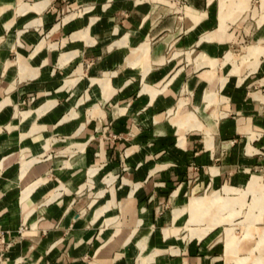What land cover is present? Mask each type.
Wrapping results in <instances>:
<instances>
[{
	"label": "crops",
	"instance_id": "obj_1",
	"mask_svg": "<svg viewBox=\"0 0 264 264\" xmlns=\"http://www.w3.org/2000/svg\"><path fill=\"white\" fill-rule=\"evenodd\" d=\"M247 1L223 27L221 0H0V264H264ZM225 187L236 214L190 236Z\"/></svg>",
	"mask_w": 264,
	"mask_h": 264
},
{
	"label": "rangeland",
	"instance_id": "obj_2",
	"mask_svg": "<svg viewBox=\"0 0 264 264\" xmlns=\"http://www.w3.org/2000/svg\"><path fill=\"white\" fill-rule=\"evenodd\" d=\"M227 1L228 0H221V4H220V9H221L220 11H222V14H221V12L219 13V25L221 24V21H222L223 27H225V23H226L227 19H229L231 17L234 20L237 17V14H235V12H233L231 9H229ZM237 1H239V0H237ZM241 1L243 2V0H241ZM246 4H247L248 8L246 11H244L243 13L240 14L239 18H243L247 15L249 16V12H250L251 7L255 8L258 6V2L256 0H248ZM239 5H240V3H236L235 6L239 9H242L243 7H241ZM172 10L173 11L174 10L175 11H181V8L180 7H175V8L171 7L170 11H172ZM230 15H232V16H230ZM221 17H222V20H221ZM253 22H254L253 19L249 20V22L247 23V26H249V27L253 26V24H254ZM244 44H249V43L246 40V41H244V43L242 45H244ZM261 55H264V44L262 45L260 43H256V44H253L250 46H246L243 49V53L237 57H235L233 55V53L231 52L229 54V56L232 57L231 60L234 62L232 72L239 71L241 69V68H239L241 65H245V67L248 68L250 71L254 70L259 63ZM248 189H249V187H248ZM234 190L235 189H233L231 187H225V188H222L223 194L221 193V191H216L215 196H213V198H212L213 199L212 201H213V204L215 203L218 206L215 205L214 207H212L211 215L214 218H213L212 224L211 225L209 224L210 226L208 225L209 222L207 223L206 217L209 215L207 213V211L206 212L201 211L199 213L198 211H200V210H198L196 215H195L193 210H191L189 205L186 204L183 208H181V210H180L181 212L187 211L189 213V217L185 222V228L187 230H189L190 236H198L197 235L198 233H201V232L205 231L206 229L208 231L212 227H214L215 225H218V224L223 223L225 221H230L232 219V217L237 212V210H236L237 205H241L240 201H238L234 197L229 196L230 192L234 191ZM214 198H216V200ZM226 199L228 202L226 204L227 206L226 207L223 206L222 208H220L221 200L225 201ZM221 211L223 212V214L225 216L223 214H220ZM220 217H222L221 220H220ZM208 226H209V228H208Z\"/></svg>",
	"mask_w": 264,
	"mask_h": 264
},
{
	"label": "built area",
	"instance_id": "obj_3",
	"mask_svg": "<svg viewBox=\"0 0 264 264\" xmlns=\"http://www.w3.org/2000/svg\"><path fill=\"white\" fill-rule=\"evenodd\" d=\"M4 232L0 229V257L3 255V253L7 250L8 244L3 243L2 238H3Z\"/></svg>",
	"mask_w": 264,
	"mask_h": 264
},
{
	"label": "bare ground",
	"instance_id": "obj_4",
	"mask_svg": "<svg viewBox=\"0 0 264 264\" xmlns=\"http://www.w3.org/2000/svg\"><path fill=\"white\" fill-rule=\"evenodd\" d=\"M227 57H228L229 59H231V57H230L229 55H228Z\"/></svg>",
	"mask_w": 264,
	"mask_h": 264
}]
</instances>
